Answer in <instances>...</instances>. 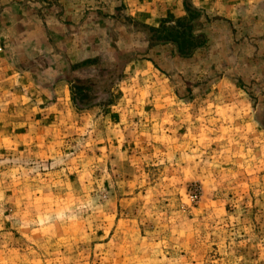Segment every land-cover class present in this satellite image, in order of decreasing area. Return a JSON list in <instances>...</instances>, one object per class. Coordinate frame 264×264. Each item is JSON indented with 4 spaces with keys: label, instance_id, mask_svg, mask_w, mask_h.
<instances>
[{
    "label": "rangeland",
    "instance_id": "obj_1",
    "mask_svg": "<svg viewBox=\"0 0 264 264\" xmlns=\"http://www.w3.org/2000/svg\"><path fill=\"white\" fill-rule=\"evenodd\" d=\"M185 1L0 0V264H264V0H190L233 30L72 102L60 54L103 81L147 48L101 12L159 27Z\"/></svg>",
    "mask_w": 264,
    "mask_h": 264
},
{
    "label": "trees",
    "instance_id": "obj_2",
    "mask_svg": "<svg viewBox=\"0 0 264 264\" xmlns=\"http://www.w3.org/2000/svg\"><path fill=\"white\" fill-rule=\"evenodd\" d=\"M45 7H53L48 0H38ZM264 6V4H263ZM126 11L125 6L116 11ZM185 16L177 20H162L159 27L148 26L136 22L129 16H109L101 14L115 24L122 26L129 35L142 36L147 43L144 54L134 53L123 57L117 50V62L105 80L73 78L69 65L67 83L70 86L72 102L78 110H90L114 104L116 102L115 84L124 78L127 67L142 55L156 49L169 47L173 50L176 58L189 61L197 54L207 50L210 45L209 30L215 23L224 22L233 30V23L220 16H212L204 9L197 8L190 0L184 2ZM133 26L134 29L128 27ZM127 58L125 61H123Z\"/></svg>",
    "mask_w": 264,
    "mask_h": 264
},
{
    "label": "crops",
    "instance_id": "obj_3",
    "mask_svg": "<svg viewBox=\"0 0 264 264\" xmlns=\"http://www.w3.org/2000/svg\"><path fill=\"white\" fill-rule=\"evenodd\" d=\"M49 1V0H48ZM262 2H264V1H262ZM264 7V6H263ZM220 13H222V12H219V14ZM25 36L26 37H28L29 35H27V33L25 34ZM20 53V52H19ZM32 54H35V53H32ZM49 54H52L51 56H52V60H53V57H55V56H58L59 54H60V51H58V49H56V51L55 50H53L51 53H49ZM60 55H62V57H61V59L63 60L64 58H65V61L67 62V65L69 66V65H72V62L71 61H69L68 59H71V57L70 56H68L67 54H60ZM51 56H49L48 57V55H46V57H45V59L46 60H48V67H50V70H52L53 69V65H54V62H52V60H51ZM33 58V57H32ZM69 68V67H68ZM67 68V69H68ZM17 69V68H16ZM21 69V68H20Z\"/></svg>",
    "mask_w": 264,
    "mask_h": 264
}]
</instances>
